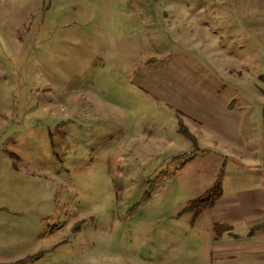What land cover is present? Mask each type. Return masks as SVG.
Instances as JSON below:
<instances>
[{"label": "rangeland", "instance_id": "374dc122", "mask_svg": "<svg viewBox=\"0 0 264 264\" xmlns=\"http://www.w3.org/2000/svg\"><path fill=\"white\" fill-rule=\"evenodd\" d=\"M204 2L220 8L195 14ZM241 3L0 0V257L219 264L222 223L182 210L234 160L193 119L230 123L228 93L210 87L226 83L216 58L242 68L233 37L245 31L222 23ZM245 130L232 140L256 148L260 121Z\"/></svg>", "mask_w": 264, "mask_h": 264}, {"label": "crops", "instance_id": "0c3cea01", "mask_svg": "<svg viewBox=\"0 0 264 264\" xmlns=\"http://www.w3.org/2000/svg\"><path fill=\"white\" fill-rule=\"evenodd\" d=\"M250 1L255 2L253 12L248 7ZM212 2L198 4L194 13L200 15L206 13L208 8H220V4L217 6ZM240 9L237 14L234 7L227 5L222 23L226 24L228 19H232L228 25H241L245 31L233 37L242 55L237 64L242 68L235 70V65L231 64L232 56L216 58L219 66L215 69L226 75L223 76L226 83L220 88L210 87L216 95L228 93L223 103V119L230 123L219 122L222 118H216L214 123L205 125L202 118H194L193 127L202 131L209 143L213 142V138H218L214 144L222 147L225 156L234 159L222 167L221 195L209 208L216 221L222 223L216 232L219 235L213 241V258L219 264H264V28L260 27L264 26V0H242ZM220 14L218 10L213 12L219 19ZM217 52L210 53L216 55ZM229 79L232 82H228ZM255 118L260 121L258 146L251 148L243 143H235L232 140L234 136L248 137L246 130L237 133L240 124ZM183 124L192 133L194 128L192 130L190 125ZM194 136L198 144L197 135ZM205 151L216 153L217 150ZM10 258L0 257V264L19 261Z\"/></svg>", "mask_w": 264, "mask_h": 264}, {"label": "trees", "instance_id": "16d2710c", "mask_svg": "<svg viewBox=\"0 0 264 264\" xmlns=\"http://www.w3.org/2000/svg\"><path fill=\"white\" fill-rule=\"evenodd\" d=\"M264 80V79H263ZM180 130L184 133V135L191 140L194 144L195 148L197 147V142L195 136L182 124L180 123ZM221 195V174L216 179L213 186L205 191L203 195L199 198L193 200L190 205L183 208L182 212H190L193 211L194 213H200L204 209H209L213 207L216 201L219 199ZM38 254L27 256L16 263L27 264L31 263L36 260Z\"/></svg>", "mask_w": 264, "mask_h": 264}]
</instances>
